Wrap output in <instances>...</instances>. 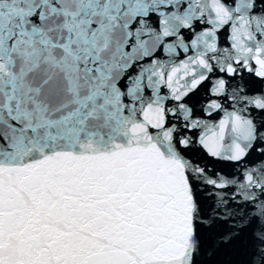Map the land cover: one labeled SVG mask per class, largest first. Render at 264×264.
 Segmentation results:
<instances>
[{"label": "snow or ice", "instance_id": "6c2138e0", "mask_svg": "<svg viewBox=\"0 0 264 264\" xmlns=\"http://www.w3.org/2000/svg\"><path fill=\"white\" fill-rule=\"evenodd\" d=\"M0 264H264V0H0Z\"/></svg>", "mask_w": 264, "mask_h": 264}]
</instances>
